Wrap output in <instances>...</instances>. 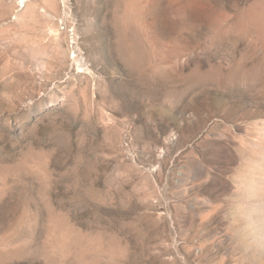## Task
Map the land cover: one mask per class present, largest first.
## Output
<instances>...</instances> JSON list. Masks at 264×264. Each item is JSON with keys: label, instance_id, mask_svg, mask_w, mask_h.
<instances>
[{"label": "rangeland", "instance_id": "rangeland-1", "mask_svg": "<svg viewBox=\"0 0 264 264\" xmlns=\"http://www.w3.org/2000/svg\"><path fill=\"white\" fill-rule=\"evenodd\" d=\"M17 3L0 264H264V0Z\"/></svg>", "mask_w": 264, "mask_h": 264}, {"label": "bare ground", "instance_id": "bare-ground-1", "mask_svg": "<svg viewBox=\"0 0 264 264\" xmlns=\"http://www.w3.org/2000/svg\"><path fill=\"white\" fill-rule=\"evenodd\" d=\"M25 3H26V0H18L17 4L19 5V7H23V5H25Z\"/></svg>", "mask_w": 264, "mask_h": 264}]
</instances>
